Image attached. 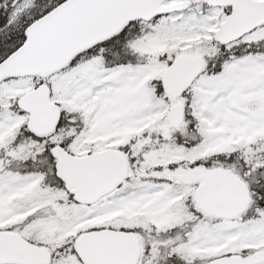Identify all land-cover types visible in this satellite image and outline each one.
<instances>
[{"label":"snow or ice","instance_id":"obj_1","mask_svg":"<svg viewBox=\"0 0 264 264\" xmlns=\"http://www.w3.org/2000/svg\"><path fill=\"white\" fill-rule=\"evenodd\" d=\"M0 264H264V0H0Z\"/></svg>","mask_w":264,"mask_h":264}]
</instances>
